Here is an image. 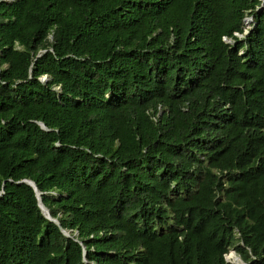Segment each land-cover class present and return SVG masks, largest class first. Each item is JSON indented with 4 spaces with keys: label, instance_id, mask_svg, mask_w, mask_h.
<instances>
[{
    "label": "trees",
    "instance_id": "obj_1",
    "mask_svg": "<svg viewBox=\"0 0 264 264\" xmlns=\"http://www.w3.org/2000/svg\"><path fill=\"white\" fill-rule=\"evenodd\" d=\"M230 250L264 264V0H0V264Z\"/></svg>",
    "mask_w": 264,
    "mask_h": 264
},
{
    "label": "water",
    "instance_id": "obj_2",
    "mask_svg": "<svg viewBox=\"0 0 264 264\" xmlns=\"http://www.w3.org/2000/svg\"><path fill=\"white\" fill-rule=\"evenodd\" d=\"M43 79H46V77H44ZM41 125L44 127V124H43V123H41ZM23 181L26 182V183H28V184H30V185L35 189L36 194H37V197H38V200H39V206H40L42 212L45 214V216H46L47 218H49L50 220H52V221H54V222H57L56 219H54V218L51 217V215H50L48 209H47V208L44 206V204L42 203V200H41V197H40L41 192L38 190L36 184H35L33 181H31V180H23ZM64 232H65V234L68 235V233H67L66 231H64ZM238 258H240V257L238 256ZM226 259H227V261H230V262L235 263V264H246V263L243 262L242 260H241L240 262H238V261H231V260H229L227 257H226ZM240 259H241V258H240Z\"/></svg>",
    "mask_w": 264,
    "mask_h": 264
},
{
    "label": "built area",
    "instance_id": "obj_3",
    "mask_svg": "<svg viewBox=\"0 0 264 264\" xmlns=\"http://www.w3.org/2000/svg\"><path fill=\"white\" fill-rule=\"evenodd\" d=\"M252 20H253V17H247L246 20H245L246 26H245V29H244V33L242 34V33L236 32L235 35L238 36V37H243L244 34H246L248 32V30L250 28V23H251ZM224 39L227 40V38H224Z\"/></svg>",
    "mask_w": 264,
    "mask_h": 264
},
{
    "label": "rangeland",
    "instance_id": "obj_4",
    "mask_svg": "<svg viewBox=\"0 0 264 264\" xmlns=\"http://www.w3.org/2000/svg\"><path fill=\"white\" fill-rule=\"evenodd\" d=\"M234 253H235V255L237 256L235 250H230V252L226 255V257H227L229 260H231V261H236V260H234V259L231 257V255H233Z\"/></svg>",
    "mask_w": 264,
    "mask_h": 264
},
{
    "label": "bare ground",
    "instance_id": "obj_5",
    "mask_svg": "<svg viewBox=\"0 0 264 264\" xmlns=\"http://www.w3.org/2000/svg\"><path fill=\"white\" fill-rule=\"evenodd\" d=\"M231 257H232L234 260L238 261V262L241 261V259L238 258V255L236 256L235 253H234L233 255H231Z\"/></svg>",
    "mask_w": 264,
    "mask_h": 264
}]
</instances>
